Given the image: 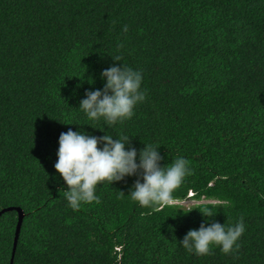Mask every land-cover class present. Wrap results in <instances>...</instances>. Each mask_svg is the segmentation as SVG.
I'll list each match as a JSON object with an SVG mask.
<instances>
[{
  "label": "trees",
  "instance_id": "obj_1",
  "mask_svg": "<svg viewBox=\"0 0 264 264\" xmlns=\"http://www.w3.org/2000/svg\"><path fill=\"white\" fill-rule=\"evenodd\" d=\"M114 64L142 72L146 98L109 127L79 106ZM69 128L159 148L162 165L184 157L192 174L171 206H140L129 177L73 210L54 167ZM10 208L25 213L13 264H264V0H0V212ZM241 217L233 254L179 243ZM18 222L0 216V264H12Z\"/></svg>",
  "mask_w": 264,
  "mask_h": 264
},
{
  "label": "clouds",
  "instance_id": "obj_2",
  "mask_svg": "<svg viewBox=\"0 0 264 264\" xmlns=\"http://www.w3.org/2000/svg\"><path fill=\"white\" fill-rule=\"evenodd\" d=\"M127 30L125 25L123 31ZM113 58L122 61L121 56ZM101 79L105 81L103 89L87 91L79 110L90 121L102 119L109 127L131 119L135 107L146 98L142 72L124 64H114L101 72ZM89 82L94 83V80ZM57 156L54 167L68 186L63 192L73 210H78L83 204L98 202L96 188L102 182H125L129 177L136 179L128 195L140 206H171L174 203L173 192L182 185L186 176L192 174L189 161L184 157L162 165L164 157L159 148L145 144L138 151L131 146L128 137L114 139L109 134L98 137L71 128L60 134ZM201 212L206 217L213 216L210 208ZM245 231L243 217L231 226L205 221L199 229L189 230L179 243L196 256L210 255L214 246L228 255L239 249V241Z\"/></svg>",
  "mask_w": 264,
  "mask_h": 264
},
{
  "label": "water",
  "instance_id": "obj_3",
  "mask_svg": "<svg viewBox=\"0 0 264 264\" xmlns=\"http://www.w3.org/2000/svg\"><path fill=\"white\" fill-rule=\"evenodd\" d=\"M12 210H16L19 213V222H18V226H17L16 238H15V244H14V252H13V259H12V264H13L14 257H15V254H16V251H17V247H18V242H19V238H20V234H21V229H22L25 213L20 208H10V209H6V210L0 212V216L2 214L6 213L8 211H12Z\"/></svg>",
  "mask_w": 264,
  "mask_h": 264
},
{
  "label": "rangeland",
  "instance_id": "obj_4",
  "mask_svg": "<svg viewBox=\"0 0 264 264\" xmlns=\"http://www.w3.org/2000/svg\"><path fill=\"white\" fill-rule=\"evenodd\" d=\"M195 201H186V202H183L182 205L185 206V207H191L193 205H195Z\"/></svg>",
  "mask_w": 264,
  "mask_h": 264
}]
</instances>
